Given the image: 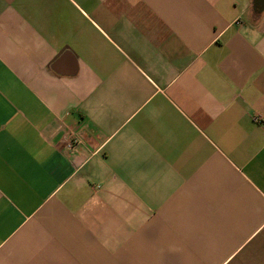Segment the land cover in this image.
<instances>
[{
  "label": "crops",
  "instance_id": "crops-1",
  "mask_svg": "<svg viewBox=\"0 0 264 264\" xmlns=\"http://www.w3.org/2000/svg\"><path fill=\"white\" fill-rule=\"evenodd\" d=\"M258 2L0 0V264H264Z\"/></svg>",
  "mask_w": 264,
  "mask_h": 264
},
{
  "label": "water",
  "instance_id": "water-1",
  "mask_svg": "<svg viewBox=\"0 0 264 264\" xmlns=\"http://www.w3.org/2000/svg\"><path fill=\"white\" fill-rule=\"evenodd\" d=\"M255 6H256V7H259V8H258L259 10H262V9L264 8V2H258V3H256Z\"/></svg>",
  "mask_w": 264,
  "mask_h": 264
},
{
  "label": "built area",
  "instance_id": "built-area-1",
  "mask_svg": "<svg viewBox=\"0 0 264 264\" xmlns=\"http://www.w3.org/2000/svg\"><path fill=\"white\" fill-rule=\"evenodd\" d=\"M69 146L71 147V144H69Z\"/></svg>",
  "mask_w": 264,
  "mask_h": 264
}]
</instances>
